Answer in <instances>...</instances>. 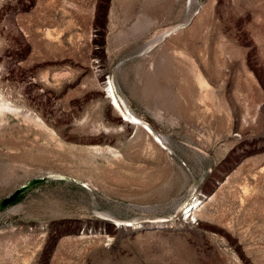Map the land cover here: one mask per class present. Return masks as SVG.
Returning <instances> with one entry per match:
<instances>
[{"label":"rangeland","instance_id":"obj_1","mask_svg":"<svg viewBox=\"0 0 264 264\" xmlns=\"http://www.w3.org/2000/svg\"><path fill=\"white\" fill-rule=\"evenodd\" d=\"M47 175L0 264H264V0H0V201Z\"/></svg>","mask_w":264,"mask_h":264},{"label":"water","instance_id":"obj_2","mask_svg":"<svg viewBox=\"0 0 264 264\" xmlns=\"http://www.w3.org/2000/svg\"><path fill=\"white\" fill-rule=\"evenodd\" d=\"M47 179H49L47 176L38 177L16 188L13 192H11L3 200L0 201V212L10 206L12 203H14L18 196L24 193L28 188L40 184Z\"/></svg>","mask_w":264,"mask_h":264},{"label":"bare ground","instance_id":"obj_3","mask_svg":"<svg viewBox=\"0 0 264 264\" xmlns=\"http://www.w3.org/2000/svg\"><path fill=\"white\" fill-rule=\"evenodd\" d=\"M107 95H108L109 100L111 101L110 105L113 107V109L114 108L116 109V107H118V105H117L118 102H117L115 96L112 94L110 89H108ZM119 109H120V107H119ZM119 112H120V110H119ZM121 113H122L121 115H123L126 118L127 122L130 121L131 123H133L135 125L141 126L147 133H149V134L152 133V130L149 128V126L144 121H142L139 117H137L133 113H131L126 107L123 110L121 109ZM52 175H56V174H52ZM52 175H47V177L51 178Z\"/></svg>","mask_w":264,"mask_h":264},{"label":"trees","instance_id":"obj_4","mask_svg":"<svg viewBox=\"0 0 264 264\" xmlns=\"http://www.w3.org/2000/svg\"><path fill=\"white\" fill-rule=\"evenodd\" d=\"M35 186H36V185H34V186H32V187H30V188H28V189H31V188H33V187H35ZM28 189H27V190H28ZM27 190H26V191H27ZM26 191H25V192H26ZM25 192H24V193H25ZM24 193H22L21 195H19L18 198L16 199V201H15L14 203H16L17 201H19V200L21 199V197L23 196ZM14 203H12V204H14Z\"/></svg>","mask_w":264,"mask_h":264}]
</instances>
